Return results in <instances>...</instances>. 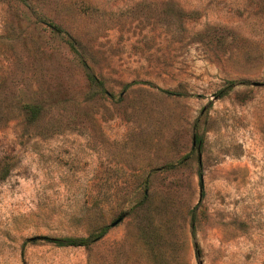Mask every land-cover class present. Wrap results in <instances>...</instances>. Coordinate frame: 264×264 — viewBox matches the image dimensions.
Instances as JSON below:
<instances>
[{
	"label": "rangeland",
	"instance_id": "obj_1",
	"mask_svg": "<svg viewBox=\"0 0 264 264\" xmlns=\"http://www.w3.org/2000/svg\"><path fill=\"white\" fill-rule=\"evenodd\" d=\"M0 264H264V0H0Z\"/></svg>",
	"mask_w": 264,
	"mask_h": 264
},
{
	"label": "trees",
	"instance_id": "obj_2",
	"mask_svg": "<svg viewBox=\"0 0 264 264\" xmlns=\"http://www.w3.org/2000/svg\"><path fill=\"white\" fill-rule=\"evenodd\" d=\"M73 47V44L71 45ZM94 77H91V79ZM8 174V169L5 168V172L2 174L1 178H4ZM105 230H103L101 233L92 234L89 237L86 238H63V239H56V238H46L48 241L54 243L57 246H81L88 244L89 241H92V239H95L102 235Z\"/></svg>",
	"mask_w": 264,
	"mask_h": 264
},
{
	"label": "water",
	"instance_id": "obj_3",
	"mask_svg": "<svg viewBox=\"0 0 264 264\" xmlns=\"http://www.w3.org/2000/svg\"><path fill=\"white\" fill-rule=\"evenodd\" d=\"M119 221H120V219H118V220L114 221L112 225H115V224H117Z\"/></svg>",
	"mask_w": 264,
	"mask_h": 264
}]
</instances>
